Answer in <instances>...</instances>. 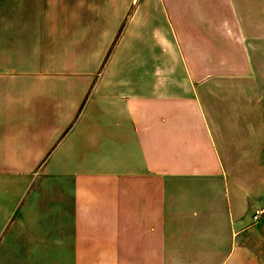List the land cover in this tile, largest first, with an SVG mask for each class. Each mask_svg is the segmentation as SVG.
I'll return each mask as SVG.
<instances>
[{
    "label": "crops",
    "instance_id": "crops-1",
    "mask_svg": "<svg viewBox=\"0 0 264 264\" xmlns=\"http://www.w3.org/2000/svg\"><path fill=\"white\" fill-rule=\"evenodd\" d=\"M259 207L264 0H0V264H264Z\"/></svg>",
    "mask_w": 264,
    "mask_h": 264
},
{
    "label": "rangeland",
    "instance_id": "rangeland-1",
    "mask_svg": "<svg viewBox=\"0 0 264 264\" xmlns=\"http://www.w3.org/2000/svg\"><path fill=\"white\" fill-rule=\"evenodd\" d=\"M44 170H45L44 167L41 168L39 170V174H44ZM251 218H252V215H251ZM256 230H257L256 239L258 238L257 240L260 241L257 249L261 251V253H264V223L257 226ZM7 264H12V263H7Z\"/></svg>",
    "mask_w": 264,
    "mask_h": 264
},
{
    "label": "built area",
    "instance_id": "built-area-1",
    "mask_svg": "<svg viewBox=\"0 0 264 264\" xmlns=\"http://www.w3.org/2000/svg\"><path fill=\"white\" fill-rule=\"evenodd\" d=\"M264 219V207L257 208L253 213V221L255 223L261 222Z\"/></svg>",
    "mask_w": 264,
    "mask_h": 264
}]
</instances>
